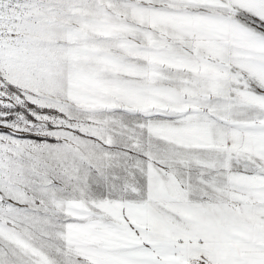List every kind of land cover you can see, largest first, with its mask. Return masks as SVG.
Listing matches in <instances>:
<instances>
[{
    "label": "snow or ice",
    "instance_id": "snow-or-ice-1",
    "mask_svg": "<svg viewBox=\"0 0 264 264\" xmlns=\"http://www.w3.org/2000/svg\"><path fill=\"white\" fill-rule=\"evenodd\" d=\"M0 264H264V0H0Z\"/></svg>",
    "mask_w": 264,
    "mask_h": 264
}]
</instances>
